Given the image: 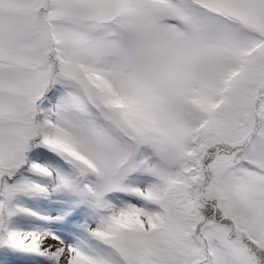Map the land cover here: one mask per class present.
<instances>
[{
	"label": "snow or ice",
	"instance_id": "obj_1",
	"mask_svg": "<svg viewBox=\"0 0 264 264\" xmlns=\"http://www.w3.org/2000/svg\"><path fill=\"white\" fill-rule=\"evenodd\" d=\"M0 264H264V0H0Z\"/></svg>",
	"mask_w": 264,
	"mask_h": 264
}]
</instances>
